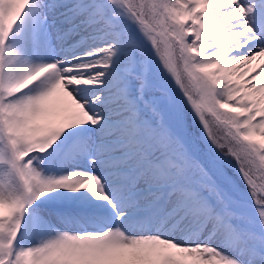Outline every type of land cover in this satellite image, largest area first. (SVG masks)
<instances>
[{
    "label": "snow or ice",
    "instance_id": "6c2138e0",
    "mask_svg": "<svg viewBox=\"0 0 264 264\" xmlns=\"http://www.w3.org/2000/svg\"><path fill=\"white\" fill-rule=\"evenodd\" d=\"M0 264H264V0H0Z\"/></svg>",
    "mask_w": 264,
    "mask_h": 264
}]
</instances>
